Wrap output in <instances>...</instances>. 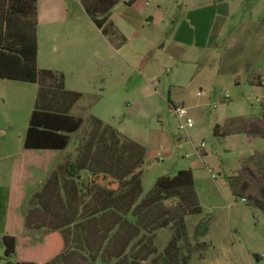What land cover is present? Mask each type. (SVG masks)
<instances>
[{"label": "trees", "instance_id": "1", "mask_svg": "<svg viewBox=\"0 0 264 264\" xmlns=\"http://www.w3.org/2000/svg\"><path fill=\"white\" fill-rule=\"evenodd\" d=\"M120 1L80 0L96 27L118 48L127 41L111 19ZM37 3L0 0V79L38 84L24 149L44 152L43 159L32 162L43 168L50 153L69 147L84 118L71 113L83 94L66 89L63 72L38 67ZM262 106L258 116L231 118L229 130L216 125L214 135L243 133L264 139ZM145 156L143 145L89 117L85 136L28 201L25 225L45 228L49 237L42 245L28 246L16 234L6 232L1 238L5 264H36L42 259H47L43 264H190L194 253L202 255L210 246L202 240L208 233V220L198 223L192 239L187 229L186 217L202 213L192 171L159 176L142 197ZM248 162L226 179L235 196L246 203L249 198L264 212V188L260 197L247 193ZM167 228L172 235L159 251L157 233Z\"/></svg>", "mask_w": 264, "mask_h": 264}, {"label": "rangeland", "instance_id": "2", "mask_svg": "<svg viewBox=\"0 0 264 264\" xmlns=\"http://www.w3.org/2000/svg\"><path fill=\"white\" fill-rule=\"evenodd\" d=\"M145 1L152 8L162 0ZM170 6H175L174 2ZM245 6L256 10L252 15L251 29L240 31L239 16L235 15L219 41L220 58L207 62L199 75L195 72L196 66L186 68L173 62L166 63L169 70L161 75L162 87L159 86L162 94L150 95L143 88V83L135 85L136 75H130L131 69L127 64L112 68L102 62L94 64L92 78L86 75L69 78L68 84L84 93L72 111L83 117L84 123L82 129L72 136L69 147L50 160L56 167L69 152L74 151L77 141L89 128V117L93 116L146 148L141 175L142 197L159 176L191 169L202 213L186 217L188 234L192 239L198 223L207 219L208 233L202 240L210 246L202 255L194 253L190 264H264V212L249 198L246 203L240 196H235L226 179L236 175L247 160L251 170V174L244 173L250 185L247 193L261 196L260 190L264 188V139L243 133L225 137L214 135L216 125L222 131L229 130L231 118L258 116L264 105V0H247ZM235 42L236 48L229 49ZM230 53L233 62L225 63L224 59ZM257 81L262 84H257ZM37 86L0 79L1 182L9 177L10 154L23 150ZM169 97L177 105L188 108L194 121L192 128L186 131L179 128L180 121L171 112ZM5 137L9 140L8 145L1 143ZM202 142L204 146L197 152L196 147H200ZM6 155L9 156L6 158ZM50 169H33L32 172L36 179L44 180ZM20 207L21 204L18 210ZM171 235L169 228L158 231L155 245L159 251ZM6 261L0 239V264Z\"/></svg>", "mask_w": 264, "mask_h": 264}, {"label": "crops", "instance_id": "3", "mask_svg": "<svg viewBox=\"0 0 264 264\" xmlns=\"http://www.w3.org/2000/svg\"><path fill=\"white\" fill-rule=\"evenodd\" d=\"M246 1L162 0L149 8L148 1L122 0L111 12L112 21L127 38L126 43L118 48L96 27L80 0H38L37 64L40 69L63 72L66 89L83 95L74 85L68 84L69 78L82 75L92 78L90 75L94 74V64L102 62L107 66L110 64L112 68L127 64L131 69L130 75H136L135 85L143 83V88L150 95L162 94L159 86L162 87L161 75L169 70L166 63L173 62L186 68L196 66L195 72L199 75L207 62L220 58L219 41L235 15L239 16L236 19L240 31L251 29L252 15L256 10L252 6H245ZM171 2L175 6L171 7ZM236 44L229 49H235ZM224 62H233L231 53ZM91 80L94 86V78ZM257 84L262 83L257 81ZM168 102L170 106L177 105L171 97ZM1 143L8 145L9 140L5 137ZM61 152L53 151L50 157ZM43 155L42 151L35 153L25 150L24 140L21 153L6 155L12 161L8 180L0 181V239L10 232L16 234L24 244L37 246L44 244L49 237L45 228L25 225L28 201L47 178L36 179L32 170L51 168L49 175L55 168L51 158L43 168L32 164L37 158L38 161L43 159ZM15 204L18 205L13 210ZM46 260H39L36 264H43Z\"/></svg>", "mask_w": 264, "mask_h": 264}, {"label": "built area", "instance_id": "4", "mask_svg": "<svg viewBox=\"0 0 264 264\" xmlns=\"http://www.w3.org/2000/svg\"><path fill=\"white\" fill-rule=\"evenodd\" d=\"M171 112L173 115L177 116V118L180 121L179 128L183 131H186L194 126V121L189 115V110L187 107L183 105H171ZM204 143L202 142L200 144V147H196V151L199 152L200 148H203ZM212 178H215L214 175H212ZM244 202L245 199H242Z\"/></svg>", "mask_w": 264, "mask_h": 264}]
</instances>
